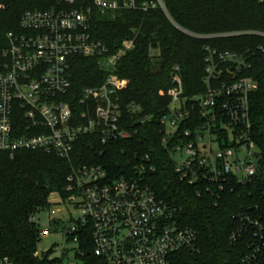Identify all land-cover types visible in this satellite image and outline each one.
<instances>
[{"label":"built area","instance_id":"built-area-1","mask_svg":"<svg viewBox=\"0 0 264 264\" xmlns=\"http://www.w3.org/2000/svg\"><path fill=\"white\" fill-rule=\"evenodd\" d=\"M92 5L89 0H54L48 9L22 16L24 33L8 34L9 48L3 52L0 72V151L12 156L42 151L71 160L82 138L97 137L108 144L131 137L124 127L120 102L128 82L116 71L124 53L135 49L137 36L125 39L121 50L112 52L90 31L93 11L116 18L123 13L161 10L171 18L164 0H92ZM251 34L264 38L263 33ZM78 58L96 61L100 74L95 86L77 95L73 70ZM220 61L235 64V70L224 72L208 58L204 79L208 93L191 99L184 97L177 68L168 92L172 103L158 121L163 145L180 177L191 185L206 181L222 189L221 182L230 177L239 183L256 177L261 157L249 138L250 96L258 83L241 76L242 69L250 68L243 57L225 53ZM222 76L232 82L213 88ZM154 118L143 117L140 123ZM220 132L228 134L226 140L218 138ZM149 162L146 156L136 166L137 176L119 178H112L100 165L73 168L64 202L82 211V217L64 232V238L76 245L75 251L79 233L89 224L94 254L108 264H170L172 255L195 248L198 232L184 224L176 207L158 199L144 183L142 174L153 170ZM32 221L37 223L36 217ZM51 226L58 228L51 219L41 238L50 234ZM0 264L11 263L6 258ZM242 264H250V259Z\"/></svg>","mask_w":264,"mask_h":264},{"label":"trees","instance_id":"trees-1","mask_svg":"<svg viewBox=\"0 0 264 264\" xmlns=\"http://www.w3.org/2000/svg\"><path fill=\"white\" fill-rule=\"evenodd\" d=\"M164 1L171 20L161 10L116 18L92 14V35L112 52L121 50L125 39L137 36L135 49L124 53L116 71L128 82L120 102L129 139L103 144L97 137L82 138L71 160L42 151H20L14 156L0 151V259L7 258L11 264H63V259L52 258V252L38 255L42 230L32 218L50 209L52 196L67 199L65 188L73 168L94 164L112 178L137 176L136 166L148 156L153 170L142 174L144 183L158 199L176 207L184 224L199 235L195 248L172 255L170 264H242L247 258L250 264H264V38L251 34H264V2ZM53 2L0 0V72L3 52L9 48L8 34L24 33L22 16L46 10ZM89 5L93 6L92 0ZM225 53L243 57L250 68L242 69L241 76L253 78L259 86L250 96L249 138L259 150L261 168L247 183L230 177L221 182L222 189L206 181L191 185L176 172L172 155L163 145L158 118L172 103L168 92L177 68L185 98L205 95L208 58L224 72L235 70V64L220 61ZM99 74L96 61L78 58L73 70L75 93L95 86ZM231 82L222 76L212 87ZM148 116L155 118L140 123ZM227 137L220 132L218 138ZM78 236L76 260L108 264L94 254L90 224Z\"/></svg>","mask_w":264,"mask_h":264},{"label":"rangeland","instance_id":"rangeland-1","mask_svg":"<svg viewBox=\"0 0 264 264\" xmlns=\"http://www.w3.org/2000/svg\"><path fill=\"white\" fill-rule=\"evenodd\" d=\"M50 202V209L37 215V223L42 231H46L52 219L58 228L51 226L50 234L43 237L38 246V254L52 252V258L63 259V264H81L75 259L76 245L64 238V232L82 217V211L75 209L68 202H64L58 195L52 196Z\"/></svg>","mask_w":264,"mask_h":264}]
</instances>
